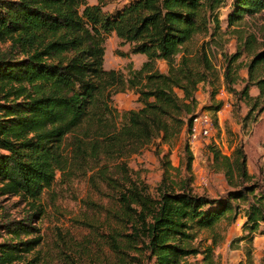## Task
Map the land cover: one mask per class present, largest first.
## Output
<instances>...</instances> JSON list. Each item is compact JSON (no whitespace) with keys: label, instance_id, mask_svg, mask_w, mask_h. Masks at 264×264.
<instances>
[{"label":"trees","instance_id":"1","mask_svg":"<svg viewBox=\"0 0 264 264\" xmlns=\"http://www.w3.org/2000/svg\"><path fill=\"white\" fill-rule=\"evenodd\" d=\"M103 6L104 0H0V43L6 44L0 54V196L19 197L34 208L56 174L62 182L87 176L106 191L99 214L111 264H179L197 254L201 264H218L213 247L221 240L215 232L220 221L230 224L243 204L247 234L240 239L264 222V191L247 172L242 145L230 154L209 147L212 168L230 188L219 198L192 193L188 180L178 189L159 184L152 195L131 179L125 159L155 138L169 144L190 125L194 93L210 65L204 51L187 44L211 25L218 28L219 8L228 6L231 26L264 13V0H129L113 13ZM110 34L128 53L145 57L138 68L130 62L125 74L103 68ZM253 42L248 36L242 49L250 51ZM242 49L224 56L223 81L246 103L248 117L264 111V75L253 80L255 68L264 67V44L252 53L247 79L236 91L229 86ZM156 60L164 61L165 72ZM249 84L256 95L248 94ZM125 90L133 91L139 106L118 113L112 96ZM220 107L218 102L213 112ZM162 164L168 169V161ZM40 214L37 206L0 223V264H30L25 256L40 241L32 225ZM200 231L209 234V243L192 246Z\"/></svg>","mask_w":264,"mask_h":264},{"label":"rangeland","instance_id":"2","mask_svg":"<svg viewBox=\"0 0 264 264\" xmlns=\"http://www.w3.org/2000/svg\"><path fill=\"white\" fill-rule=\"evenodd\" d=\"M88 4L96 0H85ZM129 0H104L103 10L113 13ZM228 6L217 10L218 28L212 25L206 35H196L188 44L192 51H204L209 61L210 70L207 80L200 82L194 93L196 113H207L213 122V130L208 136L196 135L191 139L184 127L178 136L169 144L153 139L139 152L131 154L125 161L131 179L146 186L147 192L155 194L159 184L178 189V184L188 180L192 193L210 198L224 196L228 188L222 174L212 168L209 147L216 148L223 154H230L236 144H241L246 154L247 172L264 191V111L259 115L251 112L248 117V106L243 99H238L223 81L224 56H229L242 49L248 36L254 37L252 49H242L236 70V81L230 88L240 90L247 79V64L252 53L264 44V13L246 16L239 23L226 26ZM214 34V35H212ZM6 44L0 43V54ZM125 54V55H122ZM145 57L140 54L128 53L127 45H119L113 34L104 40L103 68L119 70L126 73L128 62L138 68ZM155 67L166 71L164 61L156 60ZM264 75V67H256L253 80ZM248 94H257V88L251 84ZM212 92H215L211 95ZM180 95V93H178ZM136 95L131 90L117 92L112 96L114 109L121 113L128 109H136ZM221 102L217 112L212 108ZM157 146V149L154 148ZM2 153V151H0ZM188 155L191 157L189 169H186ZM168 161L165 169L163 161ZM105 189L102 184L92 186L86 177L72 178L62 182L56 174L52 186L45 191L38 202L31 208L27 201L16 196H0V223L6 219H18L41 209L39 218L33 222L38 228L40 241L25 256L30 264H111L113 256L104 243V228L101 224L99 211L106 203ZM233 203V202H232ZM239 210L230 224L222 220L215 232L221 240L213 247V256L218 264H264V233L260 234L264 222L257 232L247 234L242 228L244 218ZM209 234L200 231L192 241V246L201 247L209 243ZM201 256H187L179 264H201Z\"/></svg>","mask_w":264,"mask_h":264},{"label":"built area","instance_id":"3","mask_svg":"<svg viewBox=\"0 0 264 264\" xmlns=\"http://www.w3.org/2000/svg\"><path fill=\"white\" fill-rule=\"evenodd\" d=\"M213 122L207 113H195L191 118V123L187 127V132L191 139L196 135L208 136L213 130Z\"/></svg>","mask_w":264,"mask_h":264},{"label":"crops","instance_id":"4","mask_svg":"<svg viewBox=\"0 0 264 264\" xmlns=\"http://www.w3.org/2000/svg\"><path fill=\"white\" fill-rule=\"evenodd\" d=\"M256 95V94H255Z\"/></svg>","mask_w":264,"mask_h":264}]
</instances>
